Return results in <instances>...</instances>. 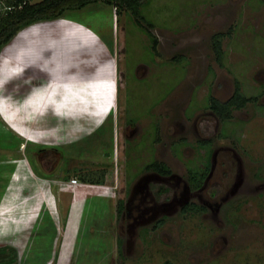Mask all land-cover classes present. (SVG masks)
<instances>
[{"label":"rangeland","instance_id":"1","mask_svg":"<svg viewBox=\"0 0 264 264\" xmlns=\"http://www.w3.org/2000/svg\"><path fill=\"white\" fill-rule=\"evenodd\" d=\"M223 2L145 0L135 15L99 1L0 49V246L13 264H264V0ZM237 80L257 100L222 121L210 96L228 99ZM209 164L191 189L189 169ZM72 178L90 195L75 205ZM143 181L167 201L133 225L117 205Z\"/></svg>","mask_w":264,"mask_h":264},{"label":"trees","instance_id":"2","mask_svg":"<svg viewBox=\"0 0 264 264\" xmlns=\"http://www.w3.org/2000/svg\"><path fill=\"white\" fill-rule=\"evenodd\" d=\"M99 1L111 5L116 9V14H120L122 9H128L135 15L138 14L140 7L145 0H39L33 2V0H0V49L9 44L22 29L39 23L56 20L68 15V13L81 10L88 5L95 4ZM143 17V15H142ZM144 18V17H143ZM145 20V18H144ZM149 26H153V23H149ZM149 34L154 38L153 46L156 50L158 44V38L153 36L151 30ZM223 33H218L214 36V50L217 55L218 61L223 60V48L221 38ZM257 100L256 96H245L241 90V84L237 80L233 94L226 100H221L215 96H210V109L220 118L222 121L230 120L233 117V112L236 109H243L246 105L252 101ZM207 142H202L201 145L206 146ZM148 170L158 172L159 174H170L171 169L164 161H153L146 166ZM76 169L75 174L78 175L82 181L90 182L94 184H103L105 182L104 177L94 178L89 174L83 173V170ZM210 169V164L204 169H189V182L193 189L199 188L204 183ZM68 179V176H66ZM164 190H168V187H163ZM203 206H197L196 210L203 209ZM125 209V201L120 199L117 205L118 216L123 214ZM184 211H187L184 209ZM123 241L119 242V253H123ZM13 255V256H12ZM10 256V258H8ZM15 251L10 246H0V264H13L16 262ZM165 264H171L166 262Z\"/></svg>","mask_w":264,"mask_h":264},{"label":"flooded vegetation","instance_id":"3","mask_svg":"<svg viewBox=\"0 0 264 264\" xmlns=\"http://www.w3.org/2000/svg\"><path fill=\"white\" fill-rule=\"evenodd\" d=\"M156 173L159 174L158 172H156ZM171 175H172V171L170 174H166V175L159 174V177H160L159 179L162 181L164 180L165 182L170 183V185L169 184H166V185L168 188L173 190V187L175 185H177L179 182L175 183L174 181H172V179L177 180V177L174 175L173 176H171ZM177 181H179V180H177ZM187 181H188L189 187L192 189L191 184L189 182V179ZM145 182L146 181H143L142 183H140L136 187L135 192H133V193H136V194H134V200H131L132 198H130L128 203L125 202V209H124L122 215L126 216V219L128 221L130 218V223H132L133 225L137 224L138 222L139 223L142 222L143 219H146V220L156 219L155 221H157L159 218L158 216L160 215L161 211L164 209V207L166 205V204H164V202L167 200L158 201L156 194L153 192V190L151 191V189H150L151 185L150 186L148 185V187H147L148 189H147L145 187L146 186ZM144 189H146L145 192H144ZM174 190L177 193L175 188H174ZM176 193H175V195H176ZM153 194H154V197H153ZM161 202H163V203H161ZM132 204L134 205V209H132V210L134 212L136 211V213L132 212L133 216H131L130 213L126 214V212H125L126 207H127V209L131 210L130 208H131ZM188 207L189 206L184 207L182 211H184V209L188 210L189 209ZM203 207H204L203 209H199V210L205 211L207 209L205 206H203ZM191 209H192V206H191ZM161 220L162 219H160L158 221L157 226L164 224L163 220L162 221ZM129 232H130V230H129Z\"/></svg>","mask_w":264,"mask_h":264},{"label":"crops","instance_id":"4","mask_svg":"<svg viewBox=\"0 0 264 264\" xmlns=\"http://www.w3.org/2000/svg\"><path fill=\"white\" fill-rule=\"evenodd\" d=\"M212 1H220L221 3H224L223 1H225V0H212ZM159 2H154L153 4H154V6H157V7H159V5H156V4H158ZM208 2H205V3H203V4H207ZM221 3H217L218 4V6H220V5H223V4H221ZM188 18V17H187ZM35 148V147H34ZM31 149H33V147H31ZM82 181V180H81ZM84 182V181H83ZM86 183V182H85ZM104 184V183H103ZM103 184H97V185H103ZM70 186H73V188L72 189H70V190H66V191H68V194L71 192V197L73 196L72 195V190H76L75 192H74V205H75V203L76 202H79V200H81V199H83L84 200V198H88L90 195H89V193H87L88 191L86 190L87 188H85V186H84V183H83V186L81 185V186H79V185H70ZM70 191V192H69ZM71 199V198H70ZM77 199H79V200H77ZM51 205V204H50ZM50 205H49V207H50ZM72 209V208H71ZM102 209L103 208H101L100 210L102 211ZM47 216L45 217V215L44 216H42V217H40V219H39V221H38V223H37V225L35 226L37 229H41V228H43L45 225L46 226H51V225H53V222H55L56 220H55V217H54V214H53V211H49L47 214H46ZM112 215V214H111ZM33 222V220H31L30 221V223H32ZM42 223V224H41ZM28 224H26L25 226H27ZM29 226H30V224H29ZM18 231H20V230H18ZM111 238V237H110ZM112 238H113V236H112ZM114 240V239H113ZM40 254H42V255H45L46 253H40ZM63 256V255H62ZM61 256V257H62ZM59 257H60V255H59Z\"/></svg>","mask_w":264,"mask_h":264},{"label":"built area","instance_id":"5","mask_svg":"<svg viewBox=\"0 0 264 264\" xmlns=\"http://www.w3.org/2000/svg\"><path fill=\"white\" fill-rule=\"evenodd\" d=\"M70 185H74V184H77L78 183V179L77 178H72L71 180H70ZM59 184H65V182H63V181H59L58 182Z\"/></svg>","mask_w":264,"mask_h":264}]
</instances>
